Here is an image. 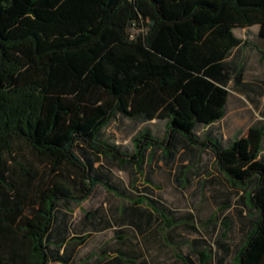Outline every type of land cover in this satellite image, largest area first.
I'll return each mask as SVG.
<instances>
[{"label":"trees","instance_id":"trees-1","mask_svg":"<svg viewBox=\"0 0 264 264\" xmlns=\"http://www.w3.org/2000/svg\"><path fill=\"white\" fill-rule=\"evenodd\" d=\"M254 26L262 45L264 0H0V264H228L233 253L229 264H264V127L227 145L213 132L230 83L245 82L230 63L246 44L234 30ZM120 118L164 120L166 141L142 131L125 153L104 137ZM15 142L48 180L20 165L14 181ZM153 149L167 164L212 153L250 219L235 250L223 232L219 252L196 240L181 253L165 233L173 212L113 178L114 167L142 174ZM97 186L125 203L82 209Z\"/></svg>","mask_w":264,"mask_h":264},{"label":"rangeland","instance_id":"rangeland-1","mask_svg":"<svg viewBox=\"0 0 264 264\" xmlns=\"http://www.w3.org/2000/svg\"><path fill=\"white\" fill-rule=\"evenodd\" d=\"M257 30L258 26L234 30L236 36L246 44L234 50L230 63L244 67L245 82L236 89L233 83H230L226 116L213 130L225 145L246 132L250 125L264 123V93L261 87L251 86L256 77L264 78V47L257 38ZM166 124L164 120L141 123L120 118L111 122L104 132V137L125 153L134 154L135 136L142 131H148L153 138L164 142ZM208 131L209 129L203 126L197 129L201 138H204ZM146 158L144 172L140 175L131 177L128 172L116 167L112 168L111 172L113 178L123 186L131 187V183H135L139 190L158 199L173 212L176 228L167 229L165 232L171 237L173 247L181 253H187L197 240L196 244L200 249L210 246L219 252L217 243L224 232L227 238L222 239V242L230 241L235 250V245L243 240V229L250 219L245 206L239 203L241 193L231 187L224 175L218 171L212 153L206 149H196L192 154L181 151L167 164L164 151L153 149L147 152ZM20 165L27 169L33 168L37 172L36 181H46L52 175L47 165L38 159L28 146L15 142L9 166L17 183L21 182L22 177ZM122 203L125 202L121 198L110 194L103 186H97L91 198L81 207L89 210L97 206H120ZM80 214L78 209L77 220ZM110 236L111 233H108L104 238L108 239ZM233 256L234 253L228 258V264Z\"/></svg>","mask_w":264,"mask_h":264},{"label":"crops","instance_id":"crops-1","mask_svg":"<svg viewBox=\"0 0 264 264\" xmlns=\"http://www.w3.org/2000/svg\"><path fill=\"white\" fill-rule=\"evenodd\" d=\"M258 33V30H257V32H256V34ZM262 46L264 47V42H262ZM264 50V49H263ZM251 86H253V85H256L257 87H261L262 88V92L264 93V78H257L256 77V79L254 80L253 79V81L251 82ZM263 97H264V95H263ZM258 125H260V126H263L264 127V123H259ZM250 126H253V125H250ZM249 126V127H250ZM248 127V128H249ZM248 128H247V131H248ZM247 131L246 132H243L242 134H240V135H245L246 133H247ZM262 156H263V158H264V139H263V150H262ZM75 215H76V212H75ZM55 264H59V263H55Z\"/></svg>","mask_w":264,"mask_h":264}]
</instances>
